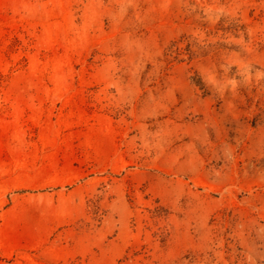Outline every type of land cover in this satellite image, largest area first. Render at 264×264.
<instances>
[{"label": "rangeland", "instance_id": "obj_1", "mask_svg": "<svg viewBox=\"0 0 264 264\" xmlns=\"http://www.w3.org/2000/svg\"><path fill=\"white\" fill-rule=\"evenodd\" d=\"M0 264H264V0H0Z\"/></svg>", "mask_w": 264, "mask_h": 264}]
</instances>
